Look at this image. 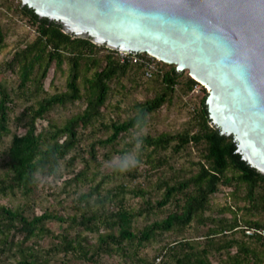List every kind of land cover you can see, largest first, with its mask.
Here are the masks:
<instances>
[{
  "label": "trees",
  "instance_id": "obj_1",
  "mask_svg": "<svg viewBox=\"0 0 264 264\" xmlns=\"http://www.w3.org/2000/svg\"><path fill=\"white\" fill-rule=\"evenodd\" d=\"M14 13L26 18L34 37L0 64V75L10 72L17 82L13 91L0 82L1 147L10 136L0 157V198L17 192L28 197L48 180L60 181L62 192L72 188V198L64 214L46 210L31 217L18 207L0 204V264H85L113 254L135 264H213L211 259L216 264H264L263 240L245 234L246 229L264 226V175L241 159L231 136L220 134L211 125L207 94L192 105L185 129L174 134L139 135L121 149L114 148L132 130L143 127L149 115L171 103L176 94L188 95L197 82L189 75L183 78L174 65L163 63L162 73L150 80L153 97L135 103L126 119L105 123L103 108L112 85L131 71L142 75V68L120 63L112 51L89 39L63 33L56 22L39 18L21 3ZM5 36L0 25V52ZM63 63L68 72L66 89L44 95L48 70L52 65L61 69ZM29 97L35 98L33 103L15 118L16 127H22L24 133H11L10 113L16 99ZM80 100L85 103L80 113L61 125L50 121L38 128L37 121L55 106ZM96 122L106 137L92 140L84 150L80 145L82 134ZM136 146L139 161L144 157L143 164L148 168L144 172L165 165L168 160L160 154L166 151L174 155L189 149L196 151L197 158L184 174L177 171L158 178L157 198L144 199L138 208H131L125 196L144 197L146 192L140 184L132 189L125 184L108 190L103 186L123 173L138 177L129 167L124 170L121 163V158ZM98 147H109L101 155L102 161L108 162L116 153L120 162L108 165L106 175L97 170L89 176L91 165L95 164V169L101 166ZM82 151L87 152L86 157ZM77 162L82 168L75 171ZM98 176L99 181L94 183ZM81 187L85 190L80 191ZM220 192L225 193V203L211 212L210 199ZM150 214L160 217L142 228L134 226L138 218ZM51 222L60 225L59 231L49 226ZM193 226L203 227L202 239L185 235ZM92 234L94 242L90 241ZM164 235L172 239L163 244L155 256L157 261L139 256L141 248ZM45 238L50 241L42 246L39 242Z\"/></svg>",
  "mask_w": 264,
  "mask_h": 264
},
{
  "label": "water",
  "instance_id": "obj_2",
  "mask_svg": "<svg viewBox=\"0 0 264 264\" xmlns=\"http://www.w3.org/2000/svg\"><path fill=\"white\" fill-rule=\"evenodd\" d=\"M19 1L73 38L187 71L211 125L264 175V0Z\"/></svg>",
  "mask_w": 264,
  "mask_h": 264
},
{
  "label": "rangeland",
  "instance_id": "obj_3",
  "mask_svg": "<svg viewBox=\"0 0 264 264\" xmlns=\"http://www.w3.org/2000/svg\"><path fill=\"white\" fill-rule=\"evenodd\" d=\"M20 3L19 0H1L0 3V25L6 31L5 36V47L0 52V64L11 57L16 48L21 47L25 42L30 41L34 37V30L28 24L25 23L23 16L14 13V8ZM105 52V50H102ZM183 78L188 75L187 71H182ZM67 64L63 63L61 69H55L52 65L48 70L46 79L43 81V89L45 94H53L57 92L64 91L66 79H67ZM153 78V77H152ZM152 78H145L137 71H131L122 77L119 82L112 85V93L103 108V121L110 122L111 120L122 121L132 114V107L135 103L143 102L146 99L153 97L155 94L154 84L152 83ZM0 82H2L9 91H13L16 87V77L10 72H5L4 75H0ZM207 94L206 90L198 91L197 93L192 91L184 96L176 94L172 99L171 103L165 104L155 113L149 115L146 120V124L138 129L132 130L129 135L125 136V139L120 140L114 145L115 149H121L125 142H129L132 137L139 135H150L155 136L160 133H170L174 134L185 129L188 126L193 104H196L199 99ZM42 95V94H41ZM40 95V96H41ZM39 96V97H40ZM35 99V98H34ZM34 99L30 97L16 99L14 110L10 113V129L11 133L22 134L24 129L22 127H16L15 118L19 116V113L25 106L33 103ZM85 106V103L80 100L72 104H66L65 106H55L51 111H49L44 119L37 121L38 128L45 126L47 122H54L57 125L63 124L68 118L73 115L80 113ZM99 122L94 123L90 128L84 131L82 134V141L80 143L81 147L85 150L88 144L96 138H105L107 133H103L99 128ZM10 140V136L5 139L4 146ZM0 145V157L2 149ZM99 148L98 161L101 162L99 169H95V164L91 165L90 174L95 173L97 170L101 174H108L110 164H118L119 156L116 153L111 155L108 162L102 161L101 155L108 150ZM84 157L87 156V152L82 151ZM132 155L136 159L137 163L135 166H128L124 163V170L126 168H131L134 171L133 174H137V178H132L131 175L125 174L115 176L110 180L109 183H105L103 189H112L118 184H125L128 189L137 187L138 184L142 186L144 190V197H132L130 195L125 196L126 205L131 208H138L142 205L144 199L157 198L158 192L156 190L157 179L163 176H168L173 172L180 171L182 174L186 172L190 166L192 160H196V151L185 149L178 154H172L170 151H166L162 155L168 162L156 169L154 171H147V166L143 164L144 157L139 161V150L138 147H134L128 152L125 157ZM172 167V168H171ZM82 168L80 162L75 165V171ZM140 174V175H139ZM100 179L98 176L94 183H97ZM85 188L81 187L80 191H84ZM72 198V188L66 189L65 192L61 191L60 181L52 182L48 180L46 183H41L34 193L28 197H24L20 192H17L15 196H7L0 198V204L9 208H20L24 211L25 215L31 217L33 215H39L44 211L54 212L64 214L69 211V200ZM226 196L224 192H220L210 199L211 212L222 207L225 203ZM207 214V213H206ZM160 217V214L149 216H143L138 218L134 226L136 228H142L144 225L149 224L154 219ZM49 226L55 231H59L60 225L56 222L49 223ZM203 227L197 228L193 226L192 229L188 230L185 235L193 237L195 239H202L201 232ZM90 241L94 242L95 235H89ZM164 235L163 238L158 239V241H153L139 250V256L145 258L146 260H153L155 256L159 254L162 250L163 244L172 239V236ZM50 241L49 238L42 239L39 243L42 246L47 245ZM157 261V259H155ZM213 264H216L215 259H211ZM8 264V263H6ZM52 264H59L58 261H54ZM85 264H135L131 259L125 260L121 258L118 254H113L111 256L103 255L99 257L94 263Z\"/></svg>",
  "mask_w": 264,
  "mask_h": 264
},
{
  "label": "built area",
  "instance_id": "obj_4",
  "mask_svg": "<svg viewBox=\"0 0 264 264\" xmlns=\"http://www.w3.org/2000/svg\"><path fill=\"white\" fill-rule=\"evenodd\" d=\"M106 49L112 51L120 63L135 64L140 66L142 68L143 75L145 78H152L157 74H161L163 71V63L146 53H128L118 50H111L108 48ZM201 90H206V87L201 83L197 82L193 86L192 93H197ZM245 234L247 236L259 237L264 242V226L246 229Z\"/></svg>",
  "mask_w": 264,
  "mask_h": 264
},
{
  "label": "clouds",
  "instance_id": "obj_5",
  "mask_svg": "<svg viewBox=\"0 0 264 264\" xmlns=\"http://www.w3.org/2000/svg\"><path fill=\"white\" fill-rule=\"evenodd\" d=\"M121 163H127L128 166H135L137 161L134 156L129 155L127 157L121 158Z\"/></svg>",
  "mask_w": 264,
  "mask_h": 264
}]
</instances>
